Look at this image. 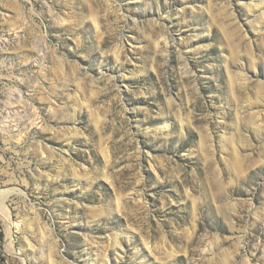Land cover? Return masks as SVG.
I'll return each mask as SVG.
<instances>
[{"label": "rangeland", "instance_id": "374dc122", "mask_svg": "<svg viewBox=\"0 0 264 264\" xmlns=\"http://www.w3.org/2000/svg\"><path fill=\"white\" fill-rule=\"evenodd\" d=\"M0 264H264V0H0Z\"/></svg>", "mask_w": 264, "mask_h": 264}, {"label": "bare ground", "instance_id": "6f19581e", "mask_svg": "<svg viewBox=\"0 0 264 264\" xmlns=\"http://www.w3.org/2000/svg\"><path fill=\"white\" fill-rule=\"evenodd\" d=\"M0 208H1V205H0ZM1 213V212H0ZM116 264V263H115Z\"/></svg>", "mask_w": 264, "mask_h": 264}]
</instances>
